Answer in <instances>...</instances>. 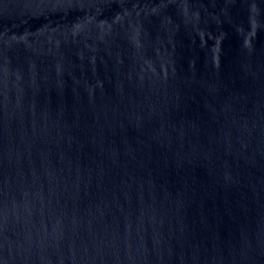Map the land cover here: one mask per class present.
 <instances>
[{
    "label": "water",
    "instance_id": "water-1",
    "mask_svg": "<svg viewBox=\"0 0 264 264\" xmlns=\"http://www.w3.org/2000/svg\"><path fill=\"white\" fill-rule=\"evenodd\" d=\"M0 264H264V0H0Z\"/></svg>",
    "mask_w": 264,
    "mask_h": 264
}]
</instances>
